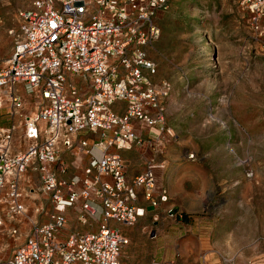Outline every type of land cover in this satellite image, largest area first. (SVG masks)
Returning <instances> with one entry per match:
<instances>
[{"label": "built area", "instance_id": "2783aa9c", "mask_svg": "<svg viewBox=\"0 0 264 264\" xmlns=\"http://www.w3.org/2000/svg\"><path fill=\"white\" fill-rule=\"evenodd\" d=\"M170 2L28 0L17 12L11 55L0 69V106L21 121L27 145L13 152L14 126L0 127V238L17 234L2 219L23 215L27 171L38 174L52 212L45 223H31L3 264H119L127 240L108 223L131 227L143 216L137 190L151 209L167 201L152 166L127 180L122 159L108 150L162 154V135L170 134L164 125L170 84L152 80L156 68L147 51L159 39V16ZM238 4L264 44V0ZM31 103L34 112L25 114ZM60 148L88 158L80 177L57 178L66 169L58 163ZM68 209L82 227L90 228L96 216V231L65 234Z\"/></svg>", "mask_w": 264, "mask_h": 264}, {"label": "rangeland", "instance_id": "374dc122", "mask_svg": "<svg viewBox=\"0 0 264 264\" xmlns=\"http://www.w3.org/2000/svg\"><path fill=\"white\" fill-rule=\"evenodd\" d=\"M26 5L27 0H0V68L13 47L16 13ZM159 18L160 38L147 55L156 68L152 80L170 84L164 112L170 134L162 135L161 155L167 156L131 150L121 156L127 174L153 166L158 183L169 186V203L182 210L181 220L212 221V262L264 264V44L238 0H171ZM62 159L68 169L60 179L80 177L84 160ZM21 188L24 213L13 223L2 219L8 230L41 225L52 212L35 171L24 174ZM146 220L147 227L131 235L136 255L127 264H150L157 251L151 219ZM97 222L95 216L90 228L82 227L73 211L65 231L94 230ZM5 234L0 264L17 244L18 234Z\"/></svg>", "mask_w": 264, "mask_h": 264}, {"label": "crops", "instance_id": "0c3cea01", "mask_svg": "<svg viewBox=\"0 0 264 264\" xmlns=\"http://www.w3.org/2000/svg\"><path fill=\"white\" fill-rule=\"evenodd\" d=\"M27 7H28V0H27V5L24 9H26ZM159 21H160V18L158 20V26H159ZM16 24L18 27L17 15H16ZM11 51H10L8 58L2 61L4 66L6 65V62L11 55ZM23 97L25 100L28 99V97L25 95ZM24 107H25L24 109L25 114L30 115L35 110V106H32V103ZM1 108L4 110V112L3 114H0V127L3 128V127H9L11 125L14 126L15 130L13 134L14 136L13 152L22 151V150H19L21 142L24 144V148L27 145L23 139L22 123L21 121L19 122V119L17 117L10 115L7 106H0V109ZM113 109L117 112H120L122 111V106H114ZM16 141H19L17 143L19 145L18 147H16ZM134 149H139V147H132L129 150L109 149L108 152L111 154H117L121 158L123 154L125 155L129 154L128 152ZM150 155L153 158H162V157L167 156L166 152H164L163 156H161L162 154L152 155L151 153ZM64 156H67V157L69 156L74 159H79V162L84 160V166L80 171V176H81L82 170L84 169V167L86 166L88 162V158L84 154L79 153L76 150L66 151L63 148H60V151L58 154V163H61L62 165L65 166L66 168L65 171H67L68 166H67V162H65L62 159ZM123 166H124V171H125V177L127 180H130L134 176L138 175L136 174V175L129 176L127 174L126 166L124 162H123ZM154 176H155V173H154ZM57 178L60 179L58 175H57ZM66 179L69 180L70 177ZM155 182H156L157 188L163 189L166 192L167 201L165 203H161L157 208L151 209L148 206H146L145 202L142 199L140 191L137 190L136 205L144 207L145 212L143 216L138 218L137 221L135 222L136 227L133 230L125 232V230H122L124 226L117 225L113 222L108 223V226L110 228H114L118 230V232L127 240V244L122 248L120 252L119 259H118L119 264H127L128 261L131 260V258L136 255V248H135L136 246H132L133 241H132L131 235L134 232L137 233L138 230H144L147 227V220H146L147 217L151 219L150 223L152 224L153 229H154L153 240L157 248V251L153 252V257H152V261L150 264H214V263L216 264L217 262L215 260H213L212 262V254H214L215 252L211 249L213 246V242L211 240L210 233L214 229V224H211L212 221H210V219H208L207 217H200V216L191 217V221H185L184 219L181 220L179 213L182 210L178 209V207L175 204H171L169 203L170 201H168L169 186L166 184L164 186L159 184L156 176H155ZM195 208H196V205L191 206V209H195ZM73 211L68 209L65 212L66 221H67L68 214ZM1 216H3V213L1 214ZM30 226L31 224L29 225V227L26 226V228L24 229L21 227H18V228L15 227V229L17 230V234H18L16 238L17 244L15 245V248L19 247L23 243L30 229ZM65 229H64V233L66 234ZM96 229L90 230L88 232H91V231L94 232L96 231Z\"/></svg>", "mask_w": 264, "mask_h": 264}]
</instances>
